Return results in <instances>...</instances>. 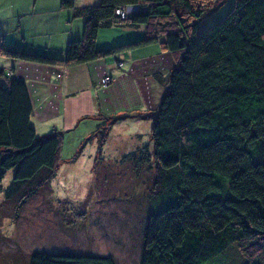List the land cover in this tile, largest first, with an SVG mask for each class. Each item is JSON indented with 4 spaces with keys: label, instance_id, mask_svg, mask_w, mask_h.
Returning <instances> with one entry per match:
<instances>
[{
    "label": "trees",
    "instance_id": "1",
    "mask_svg": "<svg viewBox=\"0 0 264 264\" xmlns=\"http://www.w3.org/2000/svg\"><path fill=\"white\" fill-rule=\"evenodd\" d=\"M205 1L98 0L77 7L74 0H59L82 24L80 37L68 40L62 56L0 44L6 57L66 66L152 43L171 58L165 78L153 73L161 84L155 108L136 113L151 120V144L118 160L152 172L137 264H264V0H231L220 19L199 29ZM131 6L137 10L123 18L115 13ZM140 26L136 38L96 46L100 29ZM31 114L25 82L0 69V191L2 202L13 200L16 209L49 185L59 161L62 133L37 136ZM122 116L100 113L88 137L97 143L92 168L99 176L115 165L101 148ZM7 170L13 175L1 190ZM26 264L114 260L34 250Z\"/></svg>",
    "mask_w": 264,
    "mask_h": 264
},
{
    "label": "rangeland",
    "instance_id": "2",
    "mask_svg": "<svg viewBox=\"0 0 264 264\" xmlns=\"http://www.w3.org/2000/svg\"><path fill=\"white\" fill-rule=\"evenodd\" d=\"M89 2L86 5L95 4L98 0ZM1 3L3 5L0 8V14H8V0H0ZM230 5L231 0L205 1V11L197 21L198 28L203 29L220 19ZM213 8L216 9L212 10ZM8 22L11 23L8 24ZM4 23L8 28L5 33L0 31V44L3 48L29 52L24 49V46L31 45L30 48L34 46L37 49L39 46L45 47V45H38L45 44L42 41L30 39L29 35L24 34L25 29L18 30L16 22L13 25L12 20L6 18ZM24 23H21L22 27ZM10 26L12 29L8 30ZM125 31H133L134 35L137 30L126 28ZM114 33L117 32L113 30L103 32L106 38H111ZM118 33L123 35V32ZM151 52L155 53L153 45L146 49V55ZM105 58L112 60L113 55ZM13 59L0 54L2 65L0 69L1 67L10 68L6 61L12 62ZM169 61L171 64V58ZM164 72H159L161 78H165L166 73ZM107 77L108 80L104 81L105 85L112 82L111 77L108 75ZM157 85L161 87L158 82ZM156 100L154 98L153 102L157 103ZM138 109L140 111L143 107ZM151 110H147V113ZM120 113H129L125 114L127 115L125 120L129 122L124 127L125 131L131 130L130 123L134 131L137 127L135 133L123 142L126 151L129 152L139 145L151 144V120L137 117L138 112H133V110L120 111ZM143 113L145 114L146 111ZM140 119L144 122L136 124V121ZM86 123L94 124V122L87 121L82 125ZM51 128L52 125H49L47 131L40 130L45 132L38 135L50 134ZM125 131L116 129L115 138L120 132L124 134ZM91 133L75 143L74 139H69L73 135L66 136L65 134L56 171L49 185L29 196L18 206V209L13 200L2 202L0 191V264H26L27 256L34 250L109 255L113 258L114 264H137L141 223L148 205L146 193L152 172L145 169L136 171L126 161L119 163L118 160H121L124 153L119 156L109 153V156L102 155L108 163L115 161V165L106 170V175L102 173L99 176L97 172L94 173L92 164L96 152L91 155L88 152L92 141V138L89 140L88 137ZM84 142L87 143L84 144ZM73 143L74 145L71 146ZM113 147L111 145L110 149L112 150ZM98 168L97 171L100 172L101 169ZM12 175V170L5 172L1 180V190L8 186Z\"/></svg>",
    "mask_w": 264,
    "mask_h": 264
},
{
    "label": "crops",
    "instance_id": "3",
    "mask_svg": "<svg viewBox=\"0 0 264 264\" xmlns=\"http://www.w3.org/2000/svg\"><path fill=\"white\" fill-rule=\"evenodd\" d=\"M89 1L74 0V5H86L90 3ZM2 5L1 3L0 8ZM7 5L8 14H0V31L7 32L8 27H6L4 19L8 18L10 21L12 20L13 25L16 22L18 30L25 29L24 34L29 35L30 39H37L45 43L38 44L45 45V47L39 46L41 50L34 46L30 48L31 45L24 46V49L28 51L45 52L60 57L63 55V49L68 39L81 35V19L72 16L71 9L61 8L59 0H8ZM22 22H25L23 27L21 26ZM12 26L8 30H11ZM109 30L117 33H114L111 38H106L103 32ZM125 30L126 28L123 27L100 29L96 36V46L107 47L106 45L117 41L135 38L143 33V26L138 27L134 35L133 31ZM118 32H123V35ZM152 45L155 47V53L151 52L148 56L146 49ZM105 57L70 66L12 58V62L6 61L10 68L1 67V69L6 72L10 71L12 77L25 82L32 105L29 122L36 135L42 136L38 134L45 131L40 130L47 131L49 125H52V132L55 130L62 133V140L65 138V134H67L66 136L73 135L69 139H74L75 143L93 131L99 121L100 113L125 115L129 113L121 114L120 111L145 112L149 109L153 110L156 105L153 102L154 98L158 99L160 95V88L153 73L156 71H165L164 73H166V70L170 68V57L156 43L117 51L116 54H113V61ZM114 59L122 61L121 66H117ZM4 64L6 63L4 62ZM103 75L111 77L112 82L106 85L102 84L100 79ZM139 107H143V109L138 111ZM122 117L112 124L107 140L101 148V155L109 156L111 153L119 156L127 152L123 142L135 133L137 127L134 131L132 123H130L131 130L125 131L124 127L129 122L125 120L127 116ZM87 121L94 122V124L82 125ZM141 121V119L137 120L136 124ZM118 128L125 132L124 134L120 132L115 138ZM61 144H63L62 141ZM111 145L114 146L112 150L110 149ZM96 148V140L92 139L88 147L90 155L96 152Z\"/></svg>",
    "mask_w": 264,
    "mask_h": 264
},
{
    "label": "built area",
    "instance_id": "4",
    "mask_svg": "<svg viewBox=\"0 0 264 264\" xmlns=\"http://www.w3.org/2000/svg\"><path fill=\"white\" fill-rule=\"evenodd\" d=\"M137 10V7L135 6H131V7H127L125 8V10H121V9H116L115 10V13L120 15V17H124L125 13H131L132 11H136ZM121 63H117V65L119 66ZM10 73V71L8 72ZM57 76H59V73H57ZM103 79H101L102 83L105 84V82L108 80V77L107 75H103L102 77ZM105 81V82H104Z\"/></svg>",
    "mask_w": 264,
    "mask_h": 264
},
{
    "label": "clouds",
    "instance_id": "5",
    "mask_svg": "<svg viewBox=\"0 0 264 264\" xmlns=\"http://www.w3.org/2000/svg\"><path fill=\"white\" fill-rule=\"evenodd\" d=\"M133 12H135V11H133Z\"/></svg>",
    "mask_w": 264,
    "mask_h": 264
}]
</instances>
